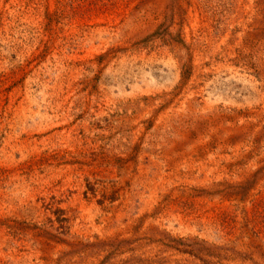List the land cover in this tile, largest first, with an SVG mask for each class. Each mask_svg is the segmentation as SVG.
I'll list each match as a JSON object with an SVG mask.
<instances>
[{
    "label": "rangeland",
    "instance_id": "374dc122",
    "mask_svg": "<svg viewBox=\"0 0 264 264\" xmlns=\"http://www.w3.org/2000/svg\"><path fill=\"white\" fill-rule=\"evenodd\" d=\"M0 264H264V0H0Z\"/></svg>",
    "mask_w": 264,
    "mask_h": 264
}]
</instances>
